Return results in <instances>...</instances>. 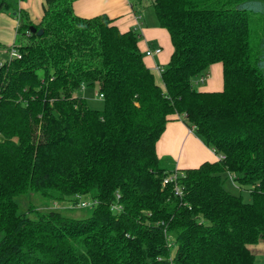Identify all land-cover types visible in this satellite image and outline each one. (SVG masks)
I'll list each match as a JSON object with an SVG mask.
<instances>
[{"label": "trees", "instance_id": "1", "mask_svg": "<svg viewBox=\"0 0 264 264\" xmlns=\"http://www.w3.org/2000/svg\"><path fill=\"white\" fill-rule=\"evenodd\" d=\"M18 1L0 0L25 37L10 47L20 57L0 59V264H254L250 244L264 238V29L252 24H264V0H152L173 45L161 84L137 27L80 16L75 0H44L36 23ZM217 62L222 88H197ZM96 84L103 108L74 94ZM172 114L225 158L182 169L160 158ZM174 171L181 195L163 184ZM227 173L251 201L225 187ZM36 189L86 198L91 211H20L17 196Z\"/></svg>", "mask_w": 264, "mask_h": 264}, {"label": "crops", "instance_id": "2", "mask_svg": "<svg viewBox=\"0 0 264 264\" xmlns=\"http://www.w3.org/2000/svg\"><path fill=\"white\" fill-rule=\"evenodd\" d=\"M43 4L44 0H19L18 8L25 10L30 19L38 23L43 15ZM147 4L150 5L148 0H75L73 8L76 14L84 17L106 13L114 18L121 30L137 27L140 33L139 46L144 53V60L156 75V67L163 66L169 61L173 45L167 29L159 25L155 10L151 12L149 8H145ZM139 14L141 15L140 25L137 16ZM19 23L20 19L9 12L0 14V44L2 45L0 52H6L8 47L16 43ZM156 46L161 47L159 53L145 54L148 48ZM207 80L206 86L210 90L222 88V63L217 62L211 65ZM169 118L164 132L156 143V151L160 158H169L167 161L174 163L175 168L178 169L197 167L205 160H217L218 155L214 149L188 127L181 117L172 114Z\"/></svg>", "mask_w": 264, "mask_h": 264}, {"label": "rangeland", "instance_id": "3", "mask_svg": "<svg viewBox=\"0 0 264 264\" xmlns=\"http://www.w3.org/2000/svg\"><path fill=\"white\" fill-rule=\"evenodd\" d=\"M150 2V5H145V8H149L151 12L154 11L153 5H151L152 0H148ZM250 10V9H249ZM155 12V11H154ZM258 13H251V18H254ZM253 30L257 32V34L260 36L262 34V31L264 29L263 22L255 21L253 22ZM25 42V37H22L18 35V38L16 40L17 44H21ZM0 46H2L0 44ZM11 47V46H10ZM8 47L6 52H0V59L6 58L9 56L8 50L10 49ZM1 50V49H0ZM2 56V57H1ZM167 64H163V67ZM161 66V65H159ZM211 67V66H210ZM210 70V69H209ZM206 80L203 83H198L196 85L199 89H206L210 90L208 88V76L209 72L205 74ZM156 80L158 83H162L161 76L156 72ZM98 84L96 85H87L83 86L82 88H79L75 91V95L85 97L88 104L93 108H103L104 101L103 98L99 96L98 93ZM218 154H224V153H216ZM225 155V154H224ZM225 158V157H224ZM228 173L224 174L225 176V187L230 190L234 194H241L243 199L245 201H251L252 195L249 192L247 185H242L238 180L232 179L230 176L228 177ZM48 194L41 190H30L28 193H24L17 196V201L20 205V211L28 210L29 207H32L34 211H30L31 215H36L37 212H42L49 209H56L61 210L65 213H68L75 217H85L90 213V206L89 205H81L80 201L73 202L74 200H59L57 198H48ZM82 200V199H81ZM83 200H88L86 198H83ZM170 239L172 235L168 236ZM250 248L254 253V264H264V238H260L256 243L250 244ZM173 249V248H172Z\"/></svg>", "mask_w": 264, "mask_h": 264}, {"label": "built area", "instance_id": "4", "mask_svg": "<svg viewBox=\"0 0 264 264\" xmlns=\"http://www.w3.org/2000/svg\"><path fill=\"white\" fill-rule=\"evenodd\" d=\"M138 16V20L140 21V19H141V15L139 14V15H137ZM141 24V21H140V23H139V25ZM161 51V47L160 46H156V47H154V48H148L146 51H145V54L146 55H151L152 53H159ZM8 53H9V57L10 56H17V57H20L21 56V54H20V52L16 49V48H10L9 50H8ZM163 66H157L156 67V70H157V73L158 74H161V72L163 71ZM206 80V76H202V77H200L199 78V81L200 82H204ZM99 96L100 97H103V95L102 94H99ZM225 157V155L224 154H218V159L219 158H224ZM178 172L177 171H174V172H172V173H169L168 175H166L165 177H164V179H163V184L165 185V184H168V183H171V182H174V191H175V194H177V195H181L182 194V187H181V185H179V183H178V181H177V176H178V174H177ZM230 177L233 179V174L231 173L230 174ZM80 204L81 205H84V206H86V205H90L91 204V201L90 200H80Z\"/></svg>", "mask_w": 264, "mask_h": 264}, {"label": "water", "instance_id": "5", "mask_svg": "<svg viewBox=\"0 0 264 264\" xmlns=\"http://www.w3.org/2000/svg\"><path fill=\"white\" fill-rule=\"evenodd\" d=\"M30 29H31L32 32H37L39 35L43 33V28L37 29V27L34 26V25H31Z\"/></svg>", "mask_w": 264, "mask_h": 264}]
</instances>
